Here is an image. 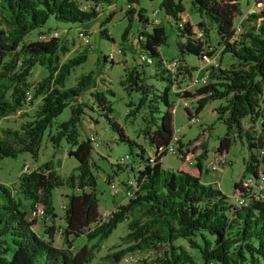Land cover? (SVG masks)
<instances>
[{
    "label": "trees",
    "instance_id": "1",
    "mask_svg": "<svg viewBox=\"0 0 264 264\" xmlns=\"http://www.w3.org/2000/svg\"><path fill=\"white\" fill-rule=\"evenodd\" d=\"M113 0H0V119L17 111L26 101V92L31 90L28 100L40 98L34 118L19 125L17 129H0V158L15 157L27 152L36 158L45 130L50 144L58 148L64 140L69 148L66 155L77 164L67 176H60L48 160L18 179V187L24 198L29 200L28 211L40 212L50 218V225L43 229L44 237L32 228L35 218H28L8 187L0 183V264H86L89 263L102 241L126 220V233L121 240L125 246L106 255L109 264H118L130 252H147L140 264H199L177 240H183L196 251L200 264H264V200L250 197V187L240 185V179L232 184L239 197H248L245 205L228 202L227 196L217 187L199 179L204 146L195 156L194 170L162 167L161 158L173 141L172 104L168 99L173 80L164 67L158 46L164 40L160 26L144 28L150 23L137 6V0H125L123 15L130 21L135 19L142 28L136 35L137 55L151 59L154 76L164 82L160 91H152L139 78L133 68L125 72L120 85L126 91L140 94L137 105L125 115L131 116L145 105L142 135L151 149L148 157L144 149L128 139L113 120L112 108L102 91L90 92L95 108L105 119L116 140L134 145L140 167L134 173V189L125 203L117 205L108 217L99 220L95 194L94 163L91 160V141L77 140V126L85 104L77 99L88 89L95 88L91 73L78 77L74 85L64 87L71 69L85 60L80 52L63 63L58 62L59 53L67 51L59 39L50 36L44 40L23 42L31 30L44 24L49 16L64 22L84 23L97 17L98 4H111ZM80 2L91 3L87 9ZM199 16L214 28L222 53L228 54L231 62L226 67L208 66V82L191 90H182L177 95L183 99H194L192 118L209 101L223 99L214 112L224 125L225 131L218 137L215 153L227 151L231 142L238 139L247 152L243 162V175L257 178L258 170L264 176V138L254 135L249 127L264 113L261 98L264 90V12L250 13L246 20L251 25L234 38L233 19L240 14L237 0H192ZM159 7L176 25L175 45L180 54H192L198 59L201 52L210 56L212 51L203 40L194 37L193 26L182 20L183 6L180 0H160ZM110 19V14L105 22ZM102 21L99 37L109 39ZM178 22L180 26L177 25ZM204 34L207 28L202 20L196 23ZM196 27V26H195ZM128 26L121 34L125 41ZM87 34V32H85ZM143 50L144 54L140 52ZM105 56H102V60ZM200 60V59H199ZM36 63L44 65L47 74L35 85L27 81L30 69ZM148 65V64H147ZM190 75L193 67L182 66ZM112 93L110 89H106ZM27 100V101H28ZM157 102L164 106L159 111ZM69 107V116L56 125L49 134L53 120ZM247 118L249 126L242 120ZM264 132V123H261ZM176 153L184 158L188 153L185 145L175 139ZM260 151H263L260 153ZM67 186L71 191L65 195L60 235L63 248L53 245L56 231L53 218L56 216L51 192L53 188ZM249 194V196H247ZM83 235L90 245H82L71 252V242ZM10 248H9V245ZM11 250L7 258L5 253Z\"/></svg>",
    "mask_w": 264,
    "mask_h": 264
},
{
    "label": "rangeland",
    "instance_id": "2",
    "mask_svg": "<svg viewBox=\"0 0 264 264\" xmlns=\"http://www.w3.org/2000/svg\"><path fill=\"white\" fill-rule=\"evenodd\" d=\"M159 1L137 0V6L142 9L144 15L150 21L144 28L146 31H150L151 26H160L163 29L164 40L158 46V52L163 62L168 63L172 60L179 62V67L169 72L173 80V85L168 94V99L172 104L173 141L171 145L176 146L175 139L184 144L188 150L187 155L190 161L195 160V156L199 154L202 146H204L205 156L200 174L201 182L213 181L212 185L227 196L228 202L236 204L237 196L240 194L233 190L232 184L240 179V185L242 187L245 186L244 182L248 175H243V162L246 159L247 152L244 144L235 139L225 153L221 155L215 153L218 137L223 135L225 125L217 119L214 108L224 104L225 101L216 99L207 102L196 115V118L193 119L191 114L193 112L194 99H183L177 95L182 90H191L196 87L190 85L193 74L201 72L203 68L213 63L219 64L220 67H226L231 62V58L228 54L222 53V45L218 42L213 26L206 19L199 16L196 7L192 4V0H180L183 6L181 18L188 21L193 28L197 26L196 23L199 20H202L205 24L208 30L206 34L203 32L202 40L207 47L206 50L212 51L210 62L204 64L192 54H180L175 45L176 25L159 7ZM237 1L240 14L234 17L233 25L240 26L241 31L234 35V38H237L245 28L251 25V22L246 20L248 14L264 12V0ZM89 6H91V3H79V7L82 9H87ZM96 8L99 10L97 17L84 23L64 22L49 16L42 26L31 30L25 35L23 42L44 40L50 36L57 37L60 45L65 46L67 49L66 52L59 53V64L80 52H84L86 56L83 62L71 69L65 79L64 87L74 85L80 75L88 72L91 73L95 80V88L86 90L77 99L85 104L86 107H83L80 123L76 128V139L78 141L89 139L90 137L93 139V142L90 141L92 146L91 160L95 166L93 169L95 177L94 190L98 200L99 220L103 221L108 217L111 210H114L117 205L125 203L131 196L134 189L133 176L136 169L140 167V163L138 158L134 156L137 151L136 146L116 140L115 134L109 129L105 119L100 115V111L95 108L90 92L97 89V91L104 93L106 101L112 108L111 116L113 120L122 129L124 135L140 145L146 155L150 157L151 149L146 138L142 135L141 129L143 128V118L147 113V101L151 97V93L147 95L145 105L141 106L133 115L126 116L125 114L137 105L140 94L134 90L126 91L120 85V81L124 80L125 72L133 68L140 74L141 82L151 86L154 93L161 90L164 82L154 76L153 64L147 65L138 59L136 35L142 25L135 19L127 21L124 17L125 0H113L111 4H98ZM154 10H156V14L152 16L151 13ZM108 14H110V19L105 22L104 20ZM152 20H156V22H152ZM102 21H104L103 27L106 29L109 39L99 37V24ZM127 26V35L125 41H122L121 34ZM77 31L87 32L89 36L87 44L81 43L78 39ZM140 52L144 54L142 49ZM103 55L105 56L104 60H102ZM182 66L193 67L194 70L191 71L190 75H187L182 70ZM46 74L47 69L45 66L36 63L31 67L27 81L31 85H35ZM106 89H110L112 93H108ZM29 94L31 95V90ZM262 100L264 102V97ZM39 104V97L32 101L26 100L17 111L0 119V129L5 127L17 129L20 124L32 120ZM157 107L159 111L164 110L161 102H157ZM68 108L65 107L53 120L49 128V134L54 133L58 123L68 118ZM191 119L193 120L191 121ZM261 123H264V113L249 128L254 135L260 134L264 138ZM242 124L244 127H248V119L244 118ZM58 146V148L52 147L48 140L47 130H45L35 159L27 152L19 153L15 157L0 158V183L10 189L15 199L20 200L21 208L25 211L27 217L35 218V224L32 228L38 235L43 237V229L50 225V218L42 217L39 211L33 214L28 211L29 200L23 197L18 187V179L48 160L60 176H67L77 162L73 157L66 155V150L69 146L64 140H61ZM183 159L180 154L166 153L161 158L162 167L171 170L179 167L191 170L195 168L194 164H189ZM71 191L74 193L79 192L77 189L71 190L67 186L53 188L51 192L52 206L56 215L53 218L56 231L52 241L53 245L59 248L64 247L60 235V227L63 225L62 213L65 195ZM126 231V220L117 224L110 235L101 242L98 250L94 253L93 259L86 264H109L106 255L125 246L121 238ZM176 243L183 245L187 252L193 255L200 264L196 251L191 249L186 242L177 240ZM84 244L88 246L91 241H87L81 235L72 240L69 250L73 252ZM10 252L11 250L9 249L5 253L7 258L10 256ZM148 255L147 252H130L124 255L118 264H140V261Z\"/></svg>",
    "mask_w": 264,
    "mask_h": 264
},
{
    "label": "built area",
    "instance_id": "3",
    "mask_svg": "<svg viewBox=\"0 0 264 264\" xmlns=\"http://www.w3.org/2000/svg\"><path fill=\"white\" fill-rule=\"evenodd\" d=\"M154 14H156V10H154L151 15L153 16ZM156 20H152V22H155ZM181 22H178L177 25L180 26ZM234 33L238 34L241 29L240 26L234 25ZM193 33H194V37L198 40H202L203 38V30L200 27H194L193 28ZM77 36L78 39L81 41L82 44H87L89 42V36L87 34H85L82 31H77ZM138 59L145 63V64H152V61L149 57L144 56V55H138ZM200 61H202L204 64H207L210 62V56L206 55L204 52H201V55L199 57ZM164 63V62H163ZM217 64H211L209 66H216ZM164 67L168 70V72H172L175 70V68L179 67V62L177 60H172L168 63H164ZM208 67L203 68L201 72L193 74L191 76V80H190V85L191 86H199V85H203L205 83H207L208 80ZM26 100L29 99L30 94L29 92H26ZM264 97V90L262 93L261 98ZM186 102V101H185ZM194 119V118H193ZM191 119V121L193 120ZM92 142L93 139L92 137L89 138ZM167 153L173 154V155H177L176 150L174 148V146H172L171 144H169V146L166 149ZM263 151H260V153H262ZM189 156L186 154L183 161H186L187 163H195V160L190 161ZM189 160V161H188ZM245 186L248 187H254V188H250L249 194L250 197H252L253 199H258V200H264V176L263 174L260 172V170H258V175L257 178H253L252 176L248 175L245 179ZM114 188V186H113ZM249 194L247 196H249ZM248 201V197H239L237 198V205H245ZM64 207V206H63Z\"/></svg>",
    "mask_w": 264,
    "mask_h": 264
},
{
    "label": "crops",
    "instance_id": "4",
    "mask_svg": "<svg viewBox=\"0 0 264 264\" xmlns=\"http://www.w3.org/2000/svg\"><path fill=\"white\" fill-rule=\"evenodd\" d=\"M156 22V21H155ZM202 164H203V161H202ZM180 168V167H179ZM184 169V168H183ZM195 168H193L192 170H194ZM200 174H201V171H200V173H199V179H200ZM200 181H201V179H200ZM208 182H210L209 184H213V181H208ZM208 182H206V183H208Z\"/></svg>",
    "mask_w": 264,
    "mask_h": 264
}]
</instances>
